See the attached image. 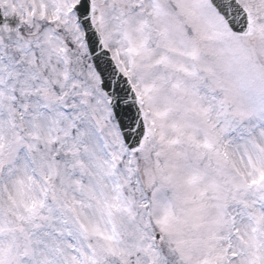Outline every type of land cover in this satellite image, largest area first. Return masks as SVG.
I'll use <instances>...</instances> for the list:
<instances>
[{"label": "snow or ice", "instance_id": "obj_1", "mask_svg": "<svg viewBox=\"0 0 264 264\" xmlns=\"http://www.w3.org/2000/svg\"><path fill=\"white\" fill-rule=\"evenodd\" d=\"M0 264H264V0H0Z\"/></svg>", "mask_w": 264, "mask_h": 264}]
</instances>
